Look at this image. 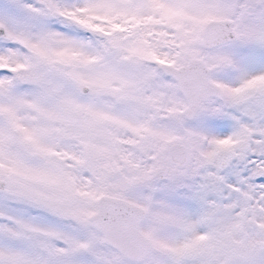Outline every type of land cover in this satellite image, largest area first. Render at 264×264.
Listing matches in <instances>:
<instances>
[{
    "label": "snow or ice",
    "instance_id": "6c2138e0",
    "mask_svg": "<svg viewBox=\"0 0 264 264\" xmlns=\"http://www.w3.org/2000/svg\"><path fill=\"white\" fill-rule=\"evenodd\" d=\"M0 264H264V0H0Z\"/></svg>",
    "mask_w": 264,
    "mask_h": 264
}]
</instances>
